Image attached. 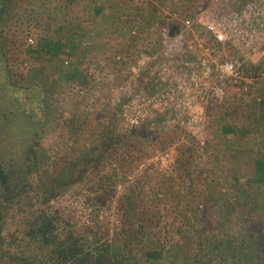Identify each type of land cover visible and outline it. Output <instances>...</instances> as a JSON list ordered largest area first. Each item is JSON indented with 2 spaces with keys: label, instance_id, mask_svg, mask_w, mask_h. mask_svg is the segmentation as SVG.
Segmentation results:
<instances>
[{
  "label": "rangeland",
  "instance_id": "rangeland-1",
  "mask_svg": "<svg viewBox=\"0 0 264 264\" xmlns=\"http://www.w3.org/2000/svg\"><path fill=\"white\" fill-rule=\"evenodd\" d=\"M207 1L0 0L5 7L0 22V84L10 72L12 80L29 88L17 93L22 110L0 118V160L15 165L28 143L39 137L49 155L44 167L56 170L75 160L85 145H97L107 127L129 136L105 156L95 173L90 169L83 182L52 201V210L77 228L96 219L105 232L120 226L122 178L136 184L133 197L152 200L159 194L165 200L168 227L174 230L187 208L184 195L190 212L207 199L241 198L230 185L238 177L247 181L253 173V155L264 151V57L257 62L263 61L261 70L250 69L255 81L247 93L229 89L226 98L206 106L200 135L161 114L143 125V132L122 116L130 81L136 80L137 92L162 89L155 70L162 49L160 27H168L172 35L189 33L181 21L168 19L194 17ZM195 32L206 35L202 29ZM216 50L221 59L235 56L230 46ZM37 83L48 92L30 90ZM14 95L7 92L6 97L13 101ZM244 138L251 140L246 152ZM183 145L197 150L191 180L174 170ZM234 167L236 175L230 172ZM245 211L239 208L236 218L242 220ZM209 212L221 213L217 208ZM24 214L22 206L11 212V230L22 226ZM189 224L187 228H193L195 221Z\"/></svg>",
  "mask_w": 264,
  "mask_h": 264
},
{
  "label": "trees",
  "instance_id": "trees-1",
  "mask_svg": "<svg viewBox=\"0 0 264 264\" xmlns=\"http://www.w3.org/2000/svg\"><path fill=\"white\" fill-rule=\"evenodd\" d=\"M4 11L1 5L0 22ZM263 61L253 67L261 70ZM0 86V118L22 110L17 93L29 88L12 80L10 72ZM32 89L48 92L40 83L31 85ZM7 92L15 94L13 101ZM128 138L107 127L97 145H85L75 160L56 170L44 167L49 155L39 137L28 143L15 165L0 160V264H264V151L253 155L248 180L241 182L238 177L230 185L241 198L207 199L190 212L188 196H182L187 208L176 230L168 227L162 209L165 200L159 194L152 200L133 197L136 184L127 178L119 183L124 187L119 198L120 226L113 233L98 226L97 219L77 228L52 210V201L83 182L90 169L95 173L105 156ZM250 141L244 138L245 152ZM196 151L185 145L179 149L174 165L177 176L193 178ZM230 172L238 173L235 167ZM21 206L25 211L22 226L11 230V212ZM243 207L246 211L238 220L235 212ZM213 208L221 213L209 212ZM191 221L195 225L187 228Z\"/></svg>",
  "mask_w": 264,
  "mask_h": 264
},
{
  "label": "built area",
  "instance_id": "built-area-1",
  "mask_svg": "<svg viewBox=\"0 0 264 264\" xmlns=\"http://www.w3.org/2000/svg\"><path fill=\"white\" fill-rule=\"evenodd\" d=\"M168 21H181L189 33L172 35L160 27L162 49L155 70L162 89L137 92L136 80L130 81L122 116L130 127L140 128L161 114L200 135L209 103L226 98L229 89L245 94L255 81L250 69L264 57V0H208L194 17ZM216 46L232 47L234 58L221 59Z\"/></svg>",
  "mask_w": 264,
  "mask_h": 264
}]
</instances>
